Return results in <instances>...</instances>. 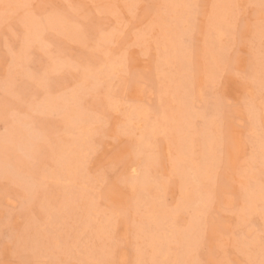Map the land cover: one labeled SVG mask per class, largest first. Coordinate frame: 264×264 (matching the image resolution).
Masks as SVG:
<instances>
[{
  "label": "rangeland",
  "instance_id": "rangeland-1",
  "mask_svg": "<svg viewBox=\"0 0 264 264\" xmlns=\"http://www.w3.org/2000/svg\"><path fill=\"white\" fill-rule=\"evenodd\" d=\"M0 264H264V0H0Z\"/></svg>",
  "mask_w": 264,
  "mask_h": 264
},
{
  "label": "bare ground",
  "instance_id": "bare-ground-1",
  "mask_svg": "<svg viewBox=\"0 0 264 264\" xmlns=\"http://www.w3.org/2000/svg\"><path fill=\"white\" fill-rule=\"evenodd\" d=\"M35 136V135H34ZM38 138V137H37ZM27 144H28V142H27ZM29 145V144H28ZM73 145V144H72ZM25 146H27L26 144H25ZM28 148H29V146H28ZM66 149V148H65ZM71 158V157H70ZM68 170V169H67ZM60 173V172H59ZM57 183V182H56ZM67 205V204H66ZM153 217V216H152ZM154 219V218H153ZM151 223L153 224V223H155V219H154V222L153 221H151ZM157 224V223H156ZM32 226V225H31ZM155 226V225H154ZM153 228V227H152ZM147 229V228H146ZM151 233V232H150ZM152 235V234H151ZM160 236V235H159ZM151 243V242H150ZM159 246H160V244H159Z\"/></svg>",
  "mask_w": 264,
  "mask_h": 264
}]
</instances>
